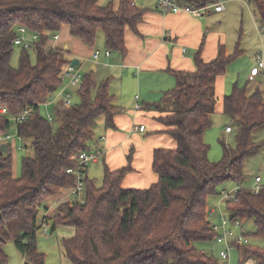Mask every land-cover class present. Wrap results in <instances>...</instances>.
I'll list each match as a JSON object with an SVG mask.
<instances>
[{"label": "trees", "instance_id": "1", "mask_svg": "<svg viewBox=\"0 0 264 264\" xmlns=\"http://www.w3.org/2000/svg\"><path fill=\"white\" fill-rule=\"evenodd\" d=\"M177 1L204 7L219 0ZM253 3L264 23V0ZM144 12L132 0H0V136L15 130L29 152L21 157L20 174L15 175L12 144L5 142L6 151L0 149V264L8 262V241L23 255V264H45V254L36 244L41 221H51L52 232L59 225L73 228L71 236L61 239L70 264H218L211 253L197 247L200 241H216L209 199L219 195L218 188L227 181H244L246 159L264 145L251 139L252 131L264 126L261 92L248 94L246 84H236L224 96L222 110L235 123L234 146L222 141V158L211 161L208 157L204 134L216 104L214 82L240 55L238 46L227 54L219 45L217 56L204 61L202 42L193 54L195 70L172 72L176 84L166 92L165 106L145 105V109L168 112L158 120L176 142L173 149L154 150L155 183L146 189L123 188L121 181L129 167L104 166L102 183L96 185L86 175L89 164L84 171L83 200L73 196L75 200L63 205L64 215L41 216L50 196L75 185V178L66 173L75 166L74 155L88 150L101 157L98 120L103 118L107 127H113L114 116L122 111L113 103L108 79L91 94L90 70L82 74L81 87L73 90L79 102L68 107L57 102L49 121L41 113L43 103L61 88L60 74L70 60L64 49L47 47V37L67 26L71 36L94 46L101 30L104 47L125 54V27L135 30ZM20 27L27 34L37 33L38 42L29 48L16 43ZM14 47L20 48L17 66L11 63ZM26 109L32 112L21 122L11 118ZM224 204L233 218L242 223L252 220L254 235L264 238V185L257 194L243 186ZM233 248L241 257L253 258L254 264H264V250L236 243Z\"/></svg>", "mask_w": 264, "mask_h": 264}, {"label": "crops", "instance_id": "2", "mask_svg": "<svg viewBox=\"0 0 264 264\" xmlns=\"http://www.w3.org/2000/svg\"><path fill=\"white\" fill-rule=\"evenodd\" d=\"M135 2L137 6L144 8L145 12L141 21L136 24L135 30L125 27V54L110 51L107 56L105 55L107 49L101 36H98V44L96 41V45L88 46L71 36L67 26L61 28L57 38L50 34L45 44L47 47H57L67 51L70 61L78 58L80 68L90 62L89 69L92 74L98 71L104 72L106 75L102 77L107 76L106 79L109 80L108 89L114 96L113 103L122 109L114 116L113 127H107L103 118L98 120L97 139L99 138L103 153L96 162L89 165L86 175L96 179L95 176L103 171L104 166L111 170L129 167L122 178L121 186L127 189H146L158 179L152 169L154 150L173 149L176 147V142L165 133L167 127L158 120L168 112L144 107L160 103L165 106L164 102L167 98L165 94L176 84L172 72L194 71L193 54L202 42L201 57L204 61H210L217 56L219 45H223L226 53L228 52L227 46L230 45L222 21L229 7L227 8L224 3V9L220 12L210 7L200 16H192L184 12H160L155 8V0ZM251 17L253 18V15ZM236 46H238L237 42L234 44L233 52ZM95 50L100 51L99 61L107 65L94 62L92 56ZM261 54L262 52L256 53L250 67ZM250 69L247 74L248 80L261 77L251 76ZM226 79L225 74L218 75L215 79L214 114L223 113V98L228 92L227 87L240 85L238 80L230 84ZM140 125L145 126L143 131L137 130ZM230 133L232 131L226 132V134ZM72 198L71 187L60 189L46 200V208L42 216L51 218L56 214L64 215L63 205L72 202ZM48 223L51 230L52 222ZM22 258L24 263L23 255ZM252 261L254 264L253 258Z\"/></svg>", "mask_w": 264, "mask_h": 264}, {"label": "rangeland", "instance_id": "3", "mask_svg": "<svg viewBox=\"0 0 264 264\" xmlns=\"http://www.w3.org/2000/svg\"><path fill=\"white\" fill-rule=\"evenodd\" d=\"M105 0H101V3H104ZM107 1V0H106ZM223 5L225 3L228 9L225 19L222 21V27L224 32L227 35L228 45L227 53H232L234 49V44L238 43V48L242 50L240 55L232 60L226 67L225 76H227V83H234L238 80L240 87H243L245 84L246 91L248 94L252 93L253 90L259 89L261 95L264 96V78L257 77L254 80H248V72L250 66L253 63V58L256 53L262 52L264 59V23H261V19L258 17L259 12L255 8L253 0H220ZM212 4V3H210ZM242 10H241V8ZM213 9V7H211ZM222 14V13H221ZM219 14V15H221ZM214 15V14H211ZM218 15V16H219ZM253 15V18L251 17ZM255 15V16H254ZM216 17V14H215ZM98 36L102 37L104 41L103 33L101 30L98 31L96 41L98 44ZM58 37V34H57ZM235 41V43H234ZM233 43V44H232ZM103 49V48H102ZM20 48L14 47L11 63L14 66L18 64V53ZM69 58V56L67 55ZM32 59L34 55L32 54ZM85 63L80 71L82 74L88 72L91 67V63ZM100 68V66L98 67ZM104 72L98 71L93 74V87L91 94L94 95L98 84L106 79L107 76L102 77ZM61 80V79H60ZM110 86V85H109ZM116 86V85H115ZM114 86V87H115ZM231 86L227 87V94L231 92ZM69 91L72 93L71 104L79 102V97L69 88ZM262 96V97H263ZM264 99V98H263ZM59 101V99L50 102L49 105L42 107L41 113L46 115L48 113L52 114V109L54 105ZM212 122L210 127L205 131L204 141L209 146L208 157L211 161H218L222 158L223 147L222 141L226 143L229 147L234 146V132H235V123L230 119L229 116L224 115L223 113H215L212 115ZM230 126L233 129V132L226 134L225 127ZM10 139L6 141L7 143L12 144V155H13V172L14 174H20V159L23 155H26V150L24 149V142L16 137L15 130L10 134ZM251 139L253 141H264V126L256 128L252 131ZM15 142V144H13ZM98 160V158H97ZM96 160V161H97ZM94 163V162H93ZM102 174L103 171H100L95 176L96 185L102 183ZM261 176L262 185H264V145L260 150L248 157L244 163V177L245 180L241 181L239 184L238 181H227L225 184L221 185L218 190L219 193L224 189L227 192L232 191L237 184L240 186L248 187L251 186L255 176ZM72 188V187H71ZM82 194L75 196L77 201H82ZM71 195L72 192H71ZM72 200H75L72 198ZM210 208H215L218 213H223L228 215L225 210L224 200H222L219 195H211L209 199ZM43 214H41L42 216ZM213 221L216 224L220 223L219 218H213ZM42 222V221H41ZM39 222V225L41 224ZM244 230L248 233L249 244L253 247L260 248L264 250V238L257 237L254 235V224L252 220L247 219L242 223ZM48 233L45 234L41 230L37 234V249L39 252L45 254V264H70V261L64 256L63 247L61 245V239L63 237H69L73 234V228L70 226H57V228L51 232L50 223L47 224ZM43 228V227H42ZM199 249H203L206 252L211 253L220 264H240L245 258L241 257L237 248H233L230 252V256L227 260H222L219 256V253L224 246L217 243L216 241H200L197 244ZM5 251L8 256V262L6 264H23V258L21 253L16 249L13 242L8 241L5 246Z\"/></svg>", "mask_w": 264, "mask_h": 264}, {"label": "built area", "instance_id": "4", "mask_svg": "<svg viewBox=\"0 0 264 264\" xmlns=\"http://www.w3.org/2000/svg\"><path fill=\"white\" fill-rule=\"evenodd\" d=\"M136 0H132V4H135ZM213 7L214 11L220 12L224 9L223 3L219 0L212 4H207L204 7H197L191 5L189 2H178L177 0H155V8L163 13L168 12H184L187 14H190L192 16H200L207 8ZM19 31L21 32V36L17 38L16 43L20 44L21 46H24L25 48H29L31 44L37 43L39 40L38 34L34 33L27 34V31L25 28L20 27ZM54 38H57V34L53 35ZM110 51L106 50L105 55H109ZM99 55L100 51L95 50L92 56V59L95 63H100L102 65H107L106 63H103L99 61ZM251 76H261L264 77V59L263 54L259 55L255 63L250 69ZM60 79L62 82L61 88L54 94H52L49 98V100L45 103H43L44 106H47L50 104V102L59 99L63 103L64 106L68 107L71 105V98L72 93L69 91V88L72 90L79 89L82 84V72L80 71V67L78 66H72L70 62L66 63L61 71ZM58 101V102H59ZM1 112H6L4 108L1 109ZM32 112L31 109H26L24 112L19 114L18 116L11 117L16 122H21L24 120L28 115H30ZM47 118L49 121H52V116L50 113L47 114ZM145 128L144 125H140L137 127V130L143 131ZM231 129L229 127H226V132H230ZM10 139L9 135H6L3 137L0 136V141H8ZM99 153L94 151H80L76 155L72 157L75 162V166L71 168L66 169V173L72 175L75 178V185L71 188L72 196H78L79 194L83 193L84 191V179H85V169L86 167L96 162L97 158H99ZM239 184L232 190V191H226L222 190L220 192V196L222 200H231L235 198V195L237 194L238 190L241 188ZM262 187V179L261 176L257 175L254 177L253 183L251 186H249V190H251L254 194H257ZM209 218L211 220V228L216 233V241L224 246V249H222L219 253V256L222 260H227L230 256V251L234 247V244H249L248 239V233L244 230V227L242 225V221L238 218H232L229 219V214L224 215L223 213H218L215 208H211L209 212ZM213 218H219L220 223L216 224L213 220ZM47 222H41V230L45 232V234L48 233ZM43 227V228H42ZM247 233V234H246ZM241 264H253L252 258L247 257L245 258Z\"/></svg>", "mask_w": 264, "mask_h": 264}, {"label": "water", "instance_id": "5", "mask_svg": "<svg viewBox=\"0 0 264 264\" xmlns=\"http://www.w3.org/2000/svg\"><path fill=\"white\" fill-rule=\"evenodd\" d=\"M79 63H80V61H79L78 58H73V59L70 61V64H71L72 66H78ZM0 149H1L2 151H6V144H5V143H2V144L0 145ZM233 217H234L233 214H229V219H232Z\"/></svg>", "mask_w": 264, "mask_h": 264}]
</instances>
